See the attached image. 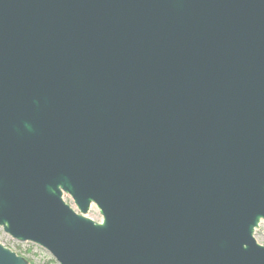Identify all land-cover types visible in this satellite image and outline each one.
Wrapping results in <instances>:
<instances>
[{
  "label": "water",
  "instance_id": "obj_1",
  "mask_svg": "<svg viewBox=\"0 0 264 264\" xmlns=\"http://www.w3.org/2000/svg\"><path fill=\"white\" fill-rule=\"evenodd\" d=\"M262 221L264 0H0L7 235L58 264H264ZM0 264L29 263L0 240Z\"/></svg>",
  "mask_w": 264,
  "mask_h": 264
},
{
  "label": "rangeland",
  "instance_id": "obj_2",
  "mask_svg": "<svg viewBox=\"0 0 264 264\" xmlns=\"http://www.w3.org/2000/svg\"><path fill=\"white\" fill-rule=\"evenodd\" d=\"M63 199L75 210V212L78 213V210L69 195L63 194ZM87 214L102 218L98 208L94 204L90 206ZM255 235L258 242L264 243V221H262L259 227L255 230ZM0 240L18 250L24 257L30 258L34 264H58L45 249L32 243L18 242L7 235L2 228H0Z\"/></svg>",
  "mask_w": 264,
  "mask_h": 264
},
{
  "label": "trees",
  "instance_id": "obj_3",
  "mask_svg": "<svg viewBox=\"0 0 264 264\" xmlns=\"http://www.w3.org/2000/svg\"><path fill=\"white\" fill-rule=\"evenodd\" d=\"M17 254V253H16ZM19 255V254H18ZM25 259H26V261L29 263V264H34V262L30 259V258H26V257H24Z\"/></svg>",
  "mask_w": 264,
  "mask_h": 264
}]
</instances>
